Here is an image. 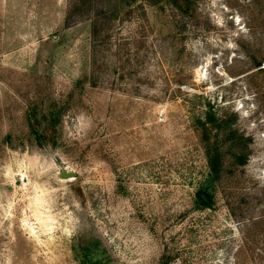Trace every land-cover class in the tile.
Returning <instances> with one entry per match:
<instances>
[{
	"label": "rangeland",
	"instance_id": "rangeland-1",
	"mask_svg": "<svg viewBox=\"0 0 264 264\" xmlns=\"http://www.w3.org/2000/svg\"><path fill=\"white\" fill-rule=\"evenodd\" d=\"M117 2L92 47L69 0H0V264H264V0Z\"/></svg>",
	"mask_w": 264,
	"mask_h": 264
},
{
	"label": "trees",
	"instance_id": "trees-1",
	"mask_svg": "<svg viewBox=\"0 0 264 264\" xmlns=\"http://www.w3.org/2000/svg\"><path fill=\"white\" fill-rule=\"evenodd\" d=\"M167 2L181 13H188L191 6L195 3V0H167ZM119 5L117 0H69L68 7L65 13L64 24L65 26L71 25L76 20L89 19L90 20V35L92 41V47H95V41L98 39L108 28L112 21V18L118 13ZM257 65H261L260 62ZM28 123L35 139L39 142L54 143L57 130L56 125L58 117L53 113L37 115L34 108H31L27 114ZM203 129V138L209 141L207 136V130L209 128L221 129L229 128L224 122H218L212 111H208L204 121H199ZM223 123V124H222ZM206 124H210L207 127ZM226 134L227 139H232L235 132L229 128ZM217 146H210L207 144V159L209 171L211 174L217 173L221 158ZM236 163L238 165H244L247 161V155L244 153H236L234 155ZM210 196L207 192L197 193V201L201 206H207L209 204ZM85 240L79 247L81 261L80 264H101L99 260L89 258L88 252H90V244ZM84 245V246H83Z\"/></svg>",
	"mask_w": 264,
	"mask_h": 264
},
{
	"label": "water",
	"instance_id": "water-1",
	"mask_svg": "<svg viewBox=\"0 0 264 264\" xmlns=\"http://www.w3.org/2000/svg\"><path fill=\"white\" fill-rule=\"evenodd\" d=\"M61 176L62 177H71V176H73V174L71 173V172H63L62 174H61Z\"/></svg>",
	"mask_w": 264,
	"mask_h": 264
}]
</instances>
